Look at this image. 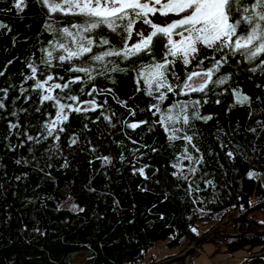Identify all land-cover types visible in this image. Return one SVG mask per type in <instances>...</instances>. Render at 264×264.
<instances>
[{"label": "trees", "instance_id": "16d2710c", "mask_svg": "<svg viewBox=\"0 0 264 264\" xmlns=\"http://www.w3.org/2000/svg\"><path fill=\"white\" fill-rule=\"evenodd\" d=\"M144 1L0 0V264H264V0Z\"/></svg>", "mask_w": 264, "mask_h": 264}, {"label": "rangeland", "instance_id": "374dc122", "mask_svg": "<svg viewBox=\"0 0 264 264\" xmlns=\"http://www.w3.org/2000/svg\"><path fill=\"white\" fill-rule=\"evenodd\" d=\"M89 1H90V6L92 8L102 7L106 9H112L120 5V0H89ZM189 1L191 2V7L185 12L186 14H190L196 10L204 9L206 6H208L211 3L212 0H189ZM142 3L144 4L145 1L142 0ZM154 6L159 8L158 4L157 5L155 4ZM179 17L180 15L170 16L169 14H166L165 16H162L161 14L156 13L153 15L152 20L158 25H167ZM219 22L221 23V25L217 27V31H218V35H221L228 30V23L225 19ZM149 32L150 29H148V27L139 26L133 38V43H140L142 40L145 39V37L148 36ZM155 76L156 74H154L153 77ZM208 78H209L208 74H203V73L195 74L190 79L187 88L193 89L199 87L200 85L205 83L208 80ZM62 207L73 210L76 209L71 201L65 202L62 205ZM223 236H227V233L223 232ZM218 238H222V235L218 236ZM246 257H247V252L245 251H238L231 255L225 252V248L223 246L217 247L213 243V241L210 242L206 241L201 244L200 248H198L192 253L189 264H243V261L245 260Z\"/></svg>", "mask_w": 264, "mask_h": 264}, {"label": "built area", "instance_id": "2783aa9c", "mask_svg": "<svg viewBox=\"0 0 264 264\" xmlns=\"http://www.w3.org/2000/svg\"><path fill=\"white\" fill-rule=\"evenodd\" d=\"M196 246L197 244H192L186 247L184 252L178 256L176 255V253H178V250L165 249L162 251L161 254H154V255L151 254V255L146 256L143 260L139 261L137 264H176L175 260L177 259V257L187 255ZM198 248H200V246L196 247L195 249L197 250ZM167 255H169V257H167ZM190 257L191 256H189L188 259L187 257L185 258V260L187 259L186 264H189Z\"/></svg>", "mask_w": 264, "mask_h": 264}, {"label": "water", "instance_id": "95a60500", "mask_svg": "<svg viewBox=\"0 0 264 264\" xmlns=\"http://www.w3.org/2000/svg\"><path fill=\"white\" fill-rule=\"evenodd\" d=\"M259 232H261V231H259ZM221 235L223 236V232H216V233H214L211 237L207 236V237H205L203 240H201V241L197 244L196 247L201 246V244H202L203 242H206V241H208V242H210V241H214V240L218 239V236H221ZM227 236H229V237H234L235 235L227 234ZM196 247H195V248H196ZM195 248H194L192 251H190L187 255H184V256H180V257H178V258L175 260V263L178 264L179 262L184 261L186 257H187V259H188L189 256H191L192 253L196 250ZM187 259L185 260V264H186Z\"/></svg>", "mask_w": 264, "mask_h": 264}]
</instances>
